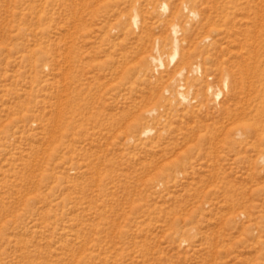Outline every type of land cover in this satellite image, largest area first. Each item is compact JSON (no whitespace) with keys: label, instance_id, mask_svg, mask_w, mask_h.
Masks as SVG:
<instances>
[{"label":"rangeland","instance_id":"1","mask_svg":"<svg viewBox=\"0 0 264 264\" xmlns=\"http://www.w3.org/2000/svg\"><path fill=\"white\" fill-rule=\"evenodd\" d=\"M232 2L0 0V264H264L237 217L264 183V0ZM174 8L190 105L172 51L142 62Z\"/></svg>","mask_w":264,"mask_h":264},{"label":"bare ground","instance_id":"2","mask_svg":"<svg viewBox=\"0 0 264 264\" xmlns=\"http://www.w3.org/2000/svg\"><path fill=\"white\" fill-rule=\"evenodd\" d=\"M232 1L233 0H228V2L230 4H233ZM161 8H162V11L164 13H167L169 7H168V5H167L166 2H163ZM168 13H170L169 17L171 19H173V23L171 25L168 24V23H164L163 21L160 22L159 24L157 23L158 26H159V28L161 26L168 25V27H167L168 29H167L166 36H161L162 38H159L158 40H156L157 47H156L155 52H154L155 55H152L151 57H144L143 60H142V62H143V65L146 68H147V65H149L150 63H152L154 65V67H155L156 70L164 69L165 68L164 56L166 57V53L164 51L165 50L172 51L171 54H170V62H172L173 64L176 63V66L180 69L179 72H178V74H177L176 79H174L175 82H176L177 88H178L176 97H177V99H179V102L180 103L190 105L191 104V101H190L189 95H187L186 92H184V91L189 86H190V90L194 89V85L195 84H191L190 82L189 83L188 82L185 83L184 82L185 81L184 78H185L187 72H189L190 75L191 74L192 75H195L197 78L202 77L205 72L203 71V69H202L201 66H198V65L197 66H195V65H193V66L190 65L189 66V62H190V59L192 57V52H190V51H184L183 50L181 61L178 62V59H179V56H180V50L183 49V44H184V40H180L179 39V32H180L181 29H180L179 23L176 22L179 14H180V9L179 8H174L171 12H168ZM197 13L195 11H192V10L190 11L191 16H193V17H197L198 16ZM164 19L166 20V18H164ZM139 22H140L139 21V15L138 14H134L133 16H131L130 18L127 19V26L128 27H131L132 29H133V27L138 28L139 24L141 23V22L140 23ZM168 30H169V32H168ZM142 34H143V38H145V37L147 38L148 37V35H147L148 34V29L144 27L142 29ZM145 48H147V47H145ZM154 48H155V46H154ZM161 48H163V50H160ZM242 54H245V52L242 53ZM245 56L240 54L239 57L240 58L241 57H244L245 58ZM248 56H249V54L246 56L247 57L246 58L247 59V62L252 61L251 60L252 58L250 59V56L249 57ZM185 79H187V81H188L189 80V76L187 78H185ZM224 79H225L224 80V86H225L226 89H228L230 87L229 86V78H228V76H226V78H224ZM233 79H234V81L232 82V86H231L232 89L231 90L234 89V90L237 91L236 85L237 84H240L241 85V81L240 80H237L236 74H235V76H234ZM197 80H199V79H197ZM201 80H202V78H201ZM182 82H184V83H182ZM234 83H236V85L233 88V84ZM215 95H216V98L217 99H220L221 96L223 95V92L222 91H219ZM263 102H264V93L259 98V103L260 104L258 106V109L256 110V114H255L256 117H259L260 116L259 115V112H260V108H261V105L263 104ZM192 106H194V105H192ZM228 109H229V107L227 109H224V110L226 111ZM154 113H156V112L155 111H151L149 114H154ZM151 133H152V130H150L149 128H146V129H144L142 131V134L144 136L149 135ZM259 159H260L261 163L264 164V154H262ZM250 185H251L250 187H252V189H253L251 191V194L250 195L247 194V191H246V188L247 187H246V185L245 186H242L241 189H240V191H239V194H238L239 197H238L237 200H238V205H239V208L240 209H238V212L239 213H238V216L237 217L239 219H241V218L246 219V222L249 224L248 229L252 230L253 233L260 234V233L264 232V183H262V182H260L258 180H254V181L250 182ZM241 225H243V223ZM223 264H229V261L225 259L223 261Z\"/></svg>","mask_w":264,"mask_h":264}]
</instances>
